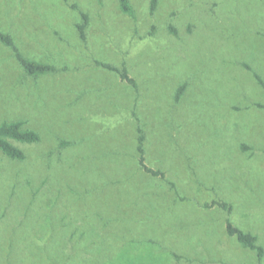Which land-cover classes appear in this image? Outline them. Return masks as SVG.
<instances>
[{
  "label": "rangeland",
  "instance_id": "obj_1",
  "mask_svg": "<svg viewBox=\"0 0 264 264\" xmlns=\"http://www.w3.org/2000/svg\"><path fill=\"white\" fill-rule=\"evenodd\" d=\"M130 3L0 0V264H264V0Z\"/></svg>",
  "mask_w": 264,
  "mask_h": 264
},
{
  "label": "trees",
  "instance_id": "obj_2",
  "mask_svg": "<svg viewBox=\"0 0 264 264\" xmlns=\"http://www.w3.org/2000/svg\"><path fill=\"white\" fill-rule=\"evenodd\" d=\"M121 10L123 13L134 16V10L130 3V0H119ZM159 0H151V12L153 13L158 5ZM80 33L82 37L84 38V27L79 26ZM175 33V31L173 30ZM1 39L8 45H12V41L8 36L0 35ZM20 60L22 62V65L24 66L25 70L33 76H40L45 75L51 72H54L56 69L48 64L38 63L29 59H25L20 57ZM104 68H107L111 71L118 72L121 75L122 80L126 81L129 84H132L133 86H136V82L134 79L130 78L127 71L124 70L123 72H120L118 69L106 65L101 64ZM256 78L264 88V81L260 78V76L256 75ZM186 89V85H182L179 90L176 97L177 101H180L182 98L184 91ZM141 136L138 139V152L140 154V166L145 169L148 173H151L154 176H160L161 173H158L156 171L151 170L145 165V149H144V142H145V136L142 131H140ZM40 137L37 132L34 130H30L25 128V124L22 121L18 122H4L0 125V152L3 153L5 156L12 160H19L23 161L25 160L26 156L25 153L18 148L14 142L18 143H26V144H32L39 142ZM224 206V205H223ZM228 232L231 236H236L239 243L242 244L245 248H248L252 251L257 252L258 258L261 260L264 257V251L261 247L257 245V238L249 233H244L241 230L233 227L230 223L228 224Z\"/></svg>",
  "mask_w": 264,
  "mask_h": 264
}]
</instances>
